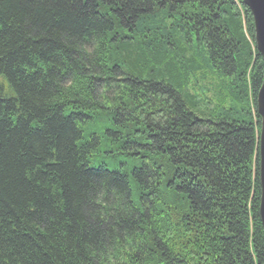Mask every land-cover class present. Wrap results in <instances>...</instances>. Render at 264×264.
I'll use <instances>...</instances> for the list:
<instances>
[{"label":"trees","instance_id":"trees-1","mask_svg":"<svg viewBox=\"0 0 264 264\" xmlns=\"http://www.w3.org/2000/svg\"><path fill=\"white\" fill-rule=\"evenodd\" d=\"M253 28L241 0H0V264H264Z\"/></svg>","mask_w":264,"mask_h":264},{"label":"water","instance_id":"water-1","mask_svg":"<svg viewBox=\"0 0 264 264\" xmlns=\"http://www.w3.org/2000/svg\"><path fill=\"white\" fill-rule=\"evenodd\" d=\"M249 10L253 20L254 44L263 61L262 81L256 94V113L259 117L258 132V184L259 218L264 230V0H241Z\"/></svg>","mask_w":264,"mask_h":264},{"label":"rangeland","instance_id":"rangeland-1","mask_svg":"<svg viewBox=\"0 0 264 264\" xmlns=\"http://www.w3.org/2000/svg\"><path fill=\"white\" fill-rule=\"evenodd\" d=\"M216 100V99H215Z\"/></svg>","mask_w":264,"mask_h":264}]
</instances>
